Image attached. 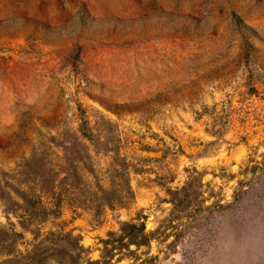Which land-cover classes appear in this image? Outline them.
I'll return each mask as SVG.
<instances>
[{
    "label": "rangeland",
    "instance_id": "374dc122",
    "mask_svg": "<svg viewBox=\"0 0 264 264\" xmlns=\"http://www.w3.org/2000/svg\"><path fill=\"white\" fill-rule=\"evenodd\" d=\"M0 264H264V0H0Z\"/></svg>",
    "mask_w": 264,
    "mask_h": 264
},
{
    "label": "trees",
    "instance_id": "16d2710c",
    "mask_svg": "<svg viewBox=\"0 0 264 264\" xmlns=\"http://www.w3.org/2000/svg\"><path fill=\"white\" fill-rule=\"evenodd\" d=\"M122 231H123V236L125 238H128L131 242H134L136 244L138 243H142L144 242L146 239V234H145V225H140L137 226L136 224L132 223V224H126L124 227H122ZM139 234H141V238L140 240H136L137 236H139Z\"/></svg>",
    "mask_w": 264,
    "mask_h": 264
}]
</instances>
